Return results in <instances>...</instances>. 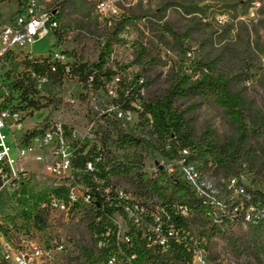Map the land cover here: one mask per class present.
<instances>
[{"label":"rangeland","instance_id":"rangeland-1","mask_svg":"<svg viewBox=\"0 0 264 264\" xmlns=\"http://www.w3.org/2000/svg\"><path fill=\"white\" fill-rule=\"evenodd\" d=\"M101 2L107 3L109 8L98 10L97 5ZM158 2L38 0V8L52 13L57 26L55 31H49L32 45L23 48L24 54L39 56L38 59L48 56L64 64L92 63L98 61L103 43L107 42L109 47L104 52L108 53V60L105 66L112 68L116 75L105 85L106 92L95 93L86 92L76 78L64 77L58 90L53 88L49 95L43 92L50 97L52 104L33 111L17 110L22 129L9 130L4 126L0 134L10 148L9 156L15 159L13 137H18L24 128L47 115L48 121L61 125L64 147L71 153L83 144H86L85 150L94 145L108 159L131 162L135 170L141 169L148 175H153L155 164L171 172L179 162L164 155L171 153L168 143L162 146L158 141L152 131L150 117L146 115V121L141 116L138 102H131L134 110L124 113H119L120 110L112 106L111 101L117 98L119 82L128 84L137 79L141 100H148L167 89L172 73L179 67L192 76V71L199 65L215 60L227 51L232 57L230 62H221L217 68L238 75L233 89L240 91L250 104L253 117L247 124L253 130L248 134L241 154L229 159V166H217L213 150H204L199 159L191 163L197 170L202 189L218 202L213 209L218 215L222 210L220 205L227 208L240 197L251 198L253 191L264 193V0H206L199 4L206 5L202 15H184L172 6L157 13L155 7ZM16 9L15 0L0 3V23L10 22ZM164 23L179 33V40L168 36L162 26ZM139 43L145 48L147 57L137 60L135 50ZM19 61L11 60L0 65L1 105H21L18 93L10 91L8 87L9 82L21 75ZM58 100L60 102H56ZM175 105L184 111L194 138L202 144L218 147L231 139L232 131L227 117L212 101L195 96L179 99ZM105 107V111H116L117 117L127 121L138 137L154 145L155 161L144 149V142L119 143L111 138L106 142L107 148L102 149L94 134V119ZM30 146L34 150L23 160L22 166L29 173L31 181L20 188L22 197L32 195L33 190L41 188L40 175L53 159L49 156V145L42 143L40 135L32 138ZM35 156H40L41 161H35ZM231 178L236 180L237 186L229 190L227 181ZM107 185L106 193H125L129 201L137 202L144 208L138 222L130 223L117 213L113 214L112 227L108 231L115 230L121 240L130 231L139 233L142 238L148 233L155 234L156 228L152 227L148 217L158 215L161 201L133 197V188L123 176L109 174ZM14 203L11 193L0 190L1 264H4L1 257L8 256L7 263L11 264L14 254L27 251V241L44 243L52 252L56 243L62 244L64 249L57 264L74 262L80 257L79 249L97 245L95 229H91L95 213L90 205L79 204L63 214L46 211L47 227L37 231L20 217ZM253 208L252 221L248 222H241L237 216L216 223L192 212L187 230L189 239L202 243L210 264H264V202L254 201ZM94 222L97 223V220ZM107 264L129 263L121 258L116 263Z\"/></svg>","mask_w":264,"mask_h":264},{"label":"trees","instance_id":"trees-1","mask_svg":"<svg viewBox=\"0 0 264 264\" xmlns=\"http://www.w3.org/2000/svg\"><path fill=\"white\" fill-rule=\"evenodd\" d=\"M5 1L0 0V3ZM205 1L159 0L155 10L159 13L166 7L172 6L184 15L195 13L202 15V10L206 5L204 7L199 4ZM15 3L17 9L10 20H13L22 12L27 0H15ZM53 19L55 18L53 17ZM194 19L195 16L193 15L192 20ZM162 26L171 39L179 40L180 35L174 31L172 26L167 23ZM55 29L53 30L55 31ZM108 44L107 42L103 43L98 61L92 63L64 64L58 60H51L48 56L42 59L17 54L16 56H8L7 61L20 59L21 75L9 82L8 87L10 91L18 93V100L21 105L19 107H8L2 104L0 107L9 109L12 112L46 108L52 104L48 95L53 88L58 90L61 87L64 77L76 78L86 92H106L105 85L116 75L112 68L105 66L108 53L104 50L109 47ZM135 51L137 52V60L147 57L146 50L141 43L137 45ZM225 52L217 56L215 60L211 59L208 63L199 65L197 69L192 71V76L188 75L185 69L179 67L177 71L172 73L167 89L161 95L148 100H141L137 88L139 86L137 79L128 84L119 82L117 98L111 101V104L120 110L119 113H124L134 110L130 106L131 102H138L141 116L146 121H148L146 115L150 117L152 131L158 141L162 143V146L165 142L168 143L171 153H164L168 159L191 164L199 159L204 150H213L215 151L213 156L217 166L227 167L230 165V158H235L241 154L248 134L253 130V127L247 124L253 115L248 100L240 91L233 89V84L237 82L238 75L222 72L217 68V65L221 62H230L231 54ZM43 92L48 93V95H44ZM195 96L210 100L223 110L232 131V137L225 145L212 147L211 144H202L194 138L193 132L184 117V111L179 110L175 104L179 99ZM40 100L45 102L41 103ZM106 109L107 107L101 109V112L94 119L96 122L94 134L102 149L107 148L106 142L111 138L119 143L138 144L144 142V149L147 153H150L152 161H155L156 149L154 145L138 137L133 129L129 127L127 121L117 117L118 113L116 111H105ZM47 120L48 116H43L40 122H37L33 128L26 130L21 135V141L28 143L30 139L42 135L47 126ZM85 149L86 144L74 149L71 153V164L74 169L78 170L76 174L78 181L88 186L96 198L95 204L91 206L95 213L92 220L94 226L91 229H95L97 241H101L102 245L100 247L95 245L79 249L80 257L74 262L69 261L68 264H107L110 259H114L116 263L121 258L127 259L129 264H192L188 246L191 245L193 240L189 239L187 232L190 216L194 212L196 216L207 219L204 216V211L209 208V200L206 196L198 195L181 177L178 171L179 165L168 172L162 166L155 164L153 175H148L142 172L141 169L135 170L131 162L108 159L94 145L87 150ZM183 150L186 151L185 154H181ZM96 158H98L97 161ZM87 161L93 163L94 170L91 173L84 171ZM109 174L127 178L133 188V197L147 201L153 199L161 201L160 212L158 213L161 230L167 236V226H172L177 233V237H167L165 246H162L155 241L154 233H148L142 238L139 233L133 234L130 231L126 233L129 237L128 242H124L116 238L115 230L109 232L108 229L112 227L113 214L117 213L122 218H126L122 205L134 203V201H129L128 198H119L117 193H104V190L108 187L107 177ZM97 181H101V183L97 184ZM66 191L65 186H52L27 197H17L15 205L19 209L20 217L27 220L33 229L41 231L47 227L46 211L37 209V203L43 200L47 194L65 198ZM122 194L125 195V193ZM251 194V198L240 197L232 201V205L227 207L231 213L233 208L237 207L236 214H238L237 216H239L241 222H244V213L249 205H253L256 200L264 202V193L253 191ZM178 206L187 207L189 217H183L179 214L176 211ZM230 214L229 216H221V220L229 221ZM148 219L152 227H155L157 223L154 218L148 217ZM95 220H97V223L94 222ZM1 230L2 225L0 224V234ZM176 239H179V241H176ZM3 263L8 264L6 261Z\"/></svg>","mask_w":264,"mask_h":264},{"label":"built area","instance_id":"built-area-1","mask_svg":"<svg viewBox=\"0 0 264 264\" xmlns=\"http://www.w3.org/2000/svg\"><path fill=\"white\" fill-rule=\"evenodd\" d=\"M38 0H27L22 12L17 15L13 20L7 23H0V65L7 62L8 56L28 55L32 57L30 53L24 54L22 49L32 45L36 39L41 38L42 35L52 31L57 26V22L53 19L52 13H47L44 10L38 8ZM98 10L105 11L109 8V5L105 2H101L97 5ZM39 57V56H37ZM57 57V54H55ZM58 60V59H53ZM59 61V60H58ZM1 105V104H0ZM46 128L41 136L42 143L49 145V156L53 159L46 165L44 172L40 175L41 188L33 190L34 193H39L46 190L49 187H66L65 198H58L53 194H47L45 198L37 203V209L57 212L60 214L67 213L71 208L79 204H88L93 206L96 202V198L91 189L78 181L76 174L78 170L74 169L71 164V151L66 150L63 142V131L60 124L50 121H46ZM6 126L9 130L11 128H21V117L18 111H10L6 108L0 107V129ZM22 135V134H21ZM21 135L13 137V144L16 147V158L12 159L9 156L10 148L5 143L4 136L0 134V190L5 189L8 193H11L12 199L16 201L17 197H22L20 194V188L31 181L29 173L23 168L22 162L24 159L33 152L34 148L28 143L21 141ZM186 153L185 150L182 151ZM35 161H41L40 156L33 157ZM98 158H96V161ZM93 163L87 161L84 166V171L87 173L93 172ZM178 171L181 177L196 191L200 196H206L209 200V208L205 209L204 216L212 220L213 222H222L221 216H229L231 212L228 211L224 205H220V212L215 215L213 209L216 208L217 201H214L213 197H210L205 192L201 184L199 183V175L194 165L184 164L183 161L179 162ZM101 183V181L96 182ZM227 186L229 190L236 189L237 182L234 178L228 179ZM242 191V188H239ZM107 192V188L104 193ZM119 198L127 199L122 192L117 193ZM28 195H26L27 197ZM249 199V198H246ZM15 204V203H14ZM223 207V208H222ZM122 209L125 217L130 223L138 222L139 217L144 213V208L137 202L123 204ZM227 214L225 215V211ZM176 211L183 217H189V210L185 206L176 207ZM237 207L233 208L230 214L231 218H236L238 214ZM254 213L253 205H249L244 213V221H252V214ZM154 221L157 223L155 241L162 246H165L167 237L176 238L177 233L172 226H167V236L161 230L159 215L153 216ZM107 235V233H106ZM117 239L119 237L116 236ZM120 241L128 242L129 237L127 234ZM179 241V239H176ZM28 250L25 252L16 253L11 258V264H57L60 259V254L63 252V246L60 243H56L52 250L48 249L44 243H38L36 241H27ZM97 246L102 245L101 241H97ZM188 251L191 253L193 264H210L205 256V249L200 242H191L188 246ZM9 257H1V260L8 262ZM107 263H114V259H110Z\"/></svg>","mask_w":264,"mask_h":264},{"label":"crops","instance_id":"crops-1","mask_svg":"<svg viewBox=\"0 0 264 264\" xmlns=\"http://www.w3.org/2000/svg\"><path fill=\"white\" fill-rule=\"evenodd\" d=\"M9 21H11V20H9ZM3 22H6V21H3ZM37 122H40V121H35L31 126H29V127H27V128H24V132H25L26 130H30V127L33 128V126H34ZM24 132H22L21 134H23ZM21 134H20V135H21ZM28 190H29V189H28Z\"/></svg>","mask_w":264,"mask_h":264},{"label":"bare ground","instance_id":"bare-ground-1","mask_svg":"<svg viewBox=\"0 0 264 264\" xmlns=\"http://www.w3.org/2000/svg\"><path fill=\"white\" fill-rule=\"evenodd\" d=\"M47 34V33H46ZM46 34L42 35L41 37L45 36Z\"/></svg>","mask_w":264,"mask_h":264}]
</instances>
